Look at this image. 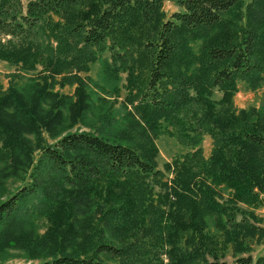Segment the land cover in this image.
I'll use <instances>...</instances> for the list:
<instances>
[{
    "label": "trees",
    "instance_id": "16d2710c",
    "mask_svg": "<svg viewBox=\"0 0 264 264\" xmlns=\"http://www.w3.org/2000/svg\"><path fill=\"white\" fill-rule=\"evenodd\" d=\"M177 4L165 17L162 0H0V60L49 69L0 90V253L52 255L26 264H161L145 249L150 232L155 251L169 244L167 264H225L228 248L236 264H264V255H239L264 236L254 210L264 191V104H232L238 80L256 88L264 77V0ZM103 52L128 66L131 86L134 68L146 67L137 117L117 140L67 131L85 121L93 89L63 71H87ZM205 131L207 157L196 146ZM160 133L190 145L163 163L170 180L157 165ZM18 178L29 181L9 188ZM92 194L107 204L99 217L82 213ZM39 213L44 232L33 224Z\"/></svg>",
    "mask_w": 264,
    "mask_h": 264
},
{
    "label": "rangeland",
    "instance_id": "374dc122",
    "mask_svg": "<svg viewBox=\"0 0 264 264\" xmlns=\"http://www.w3.org/2000/svg\"><path fill=\"white\" fill-rule=\"evenodd\" d=\"M25 2L26 0H22ZM249 1V0H244ZM177 0H162V10L164 11L165 17L168 16L172 11L178 9ZM41 39L48 40L47 31L42 32ZM20 72V77L16 76V73ZM49 71L48 68L43 67L42 62L37 61L35 68H23L19 64H11L7 61L0 60V90L8 86L10 78L17 83L21 81H26L33 76H40L39 74H45ZM63 74L77 72L82 76L88 83L90 88L93 90L90 91L91 96V110L88 112L85 121L77 122L74 126L69 128L67 131L73 130H92L95 132H101L105 136H109L111 139H119V129L125 124H129V120L132 118V112L137 117V112L134 107L138 96L141 93V90L144 86L145 76H146V67L142 64H139L134 68V80L136 81L133 86H131L128 79V66L125 63H121L119 60H113L110 58L107 52H103L101 57L97 58L95 61L89 63V70L87 71H77L69 70L63 71ZM56 80L60 78V75H56ZM74 84H64L60 85L58 82L54 84V88L64 92V93H73ZM219 92H215V96H218ZM132 98V100H131ZM232 104L235 109L240 107H246L251 104L260 105L264 104V77L262 82L256 88H250L247 86L246 82L243 80H238L237 89L232 95ZM100 107V110H99ZM104 109L108 116H111V119L107 122H104V118L96 117L97 111ZM99 128V129H98ZM46 140L52 141V138L49 137L46 133ZM154 141L159 149L157 155V165L164 172V179L170 180L173 176V171H167L163 165L166 160H170L176 154L184 152L190 149V145L186 142L179 140L176 136H171L166 133H160L154 137ZM212 137L208 132H203L201 134V140L196 146H200L202 149L203 156L207 157L211 153L212 149ZM29 180L24 179H11L9 180V188H15L23 183L28 182ZM156 188V187H155ZM158 189V187H157ZM99 193V192H98ZM5 195H2V198ZM1 197V196H0ZM260 203L254 207L255 213L258 216L259 225L264 227V191L260 195ZM92 198V199H90ZM89 203L86 205L85 210L82 211L83 214H86L88 211H91L92 214L96 216L101 215V211L97 206H106L103 201V196L98 195L90 196ZM1 199V198H0ZM38 196L32 197L28 200V205L32 206L38 203ZM33 212L32 214H34ZM31 214V215H32ZM91 214V215H92ZM30 215V216H31ZM93 215L91 217H93ZM80 218H83V215H80ZM98 218L94 220L97 222ZM84 221V220H81ZM48 220L43 213L39 215H34V226L35 230L38 232H44L49 224ZM28 228V226L26 227ZM141 230V229H139ZM150 232H147L142 238L146 239L145 249L148 251V256L153 259L155 252H157L159 258L161 259V264H167L169 257L165 251V248L169 245L167 242L158 246L157 251H155V243L158 241L153 237L148 236ZM152 239V241H151ZM119 242L118 239H116ZM39 254L35 252L32 256H27V254L20 248L12 247L9 248L6 252L0 253V263L5 264H23L29 262H36L38 260H43L49 258L52 255L49 254ZM220 254V261H225V264H236L235 257L238 255L231 248H228L226 252ZM250 254L255 260L258 256L264 255V236L257 242H253L250 246V249L244 252H239V255ZM55 255V254H53ZM112 264H116L117 260H110Z\"/></svg>",
    "mask_w": 264,
    "mask_h": 264
}]
</instances>
